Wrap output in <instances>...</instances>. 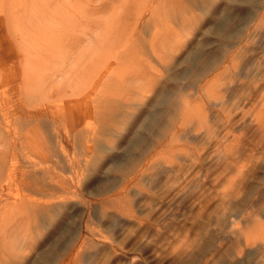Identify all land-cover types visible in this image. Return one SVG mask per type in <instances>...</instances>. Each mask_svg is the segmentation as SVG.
Wrapping results in <instances>:
<instances>
[{"label": "rangeland", "instance_id": "rangeland-1", "mask_svg": "<svg viewBox=\"0 0 264 264\" xmlns=\"http://www.w3.org/2000/svg\"><path fill=\"white\" fill-rule=\"evenodd\" d=\"M51 5L0 0V264H264V0Z\"/></svg>", "mask_w": 264, "mask_h": 264}, {"label": "bare ground", "instance_id": "bare-ground-1", "mask_svg": "<svg viewBox=\"0 0 264 264\" xmlns=\"http://www.w3.org/2000/svg\"><path fill=\"white\" fill-rule=\"evenodd\" d=\"M40 1H45L47 3H51L52 5H56V4H60L62 2H69L70 0H40ZM107 1V0H106ZM112 1V0H111ZM128 2V1H127ZM44 4V3H43ZM70 4V3H69ZM48 5V4H46ZM51 5V6H52ZM50 6V4H49ZM48 6V8H49ZM104 6V5H103ZM127 7V6H126ZM117 8V7H116ZM132 8V7H131ZM134 9V8H133ZM129 10V8H128ZM139 10V9H138ZM117 11V10H116ZM71 12V10H70ZM104 12V11H103ZM97 13V12H96ZM136 13V12H135ZM129 14V13H128ZM114 15V14H113ZM120 15V14H118ZM141 15V14H140ZM104 16V15H103ZM109 16V15H107ZM100 17V16H99ZM106 16H104L103 18H105ZM102 16H101V20L103 19ZM107 18V17H106ZM112 18H115L114 16H112ZM117 18V17H116ZM119 18V17H118ZM117 18V19H118ZM89 20V19H88ZM92 20V19H91ZM106 20V19H104ZM109 20V18H107V21ZM111 20V19H110ZM114 20V19H113ZM116 20V19H115ZM90 21V20H89ZM112 21V20H111ZM117 21V20H116ZM116 21L114 22V24L116 23ZM120 21V20H119ZM118 21V22H119ZM106 22V21H104ZM102 24V23H101ZM111 24V23H110ZM92 26V25H91ZM135 26V25H134ZM98 27V26H97ZM96 27V28H97ZM136 27V26H135ZM101 28V27H100ZM99 29V28H98ZM105 29V28H104ZM103 29V30H104ZM107 29H108V26H107ZM106 29V30H107ZM115 29V28H114ZM137 29V28H136ZM104 30V31H106ZM98 31V30H97ZM99 31L103 32L101 34V32H99L101 35L100 37L97 39V43H92V41L90 40L91 37L89 38V42L87 44V48L85 50H83L82 53H80L79 55L77 56H69V54H66L62 49L58 51L57 47L55 46L56 44H54V49L51 51V55L53 57H57L55 60H54V64H53V68L51 69L49 66H47L49 69L53 70V74H55L57 77H59L60 75H62L61 77H59L57 79V82L58 84H55V83H52V81L50 80V88H56V87H59V86H65V87H68V86H81L83 84H88V82L93 79V76L95 75V63H96V60H100V56H101V51L99 52L98 48L99 47V44H102V39L105 40L107 37L108 39V36H111L110 32L109 34L105 33L104 31H102V29ZM105 33V34H104ZM98 34V33H97ZM103 34H104V37H103ZM99 35V34H98ZM108 35V36H107ZM228 35V34H227ZM98 37V36H97ZM231 37V36H230ZM110 38V37H109ZM229 39V38H228ZM100 41V42H99ZM106 41V40H105ZM105 41L103 43H105ZM107 42H109L107 40ZM81 43L82 42H79V46H81ZM110 43V42H109ZM94 44V45H93ZM105 44H108V43H105ZM97 46V47H96ZM107 47V45L105 46ZM41 48H44V47H41ZM101 48V47H100ZM234 50V49H233ZM103 51V50H102ZM106 54V53H105ZM49 59H47L46 61H48ZM69 60V61H68ZM211 66V65H210ZM209 67V62L208 60H205L203 61L201 64H200V67L195 69V70H192L191 74H190V82H192L194 84V82H196L198 80V78H200V76L202 75V70H206L207 68ZM41 69V68H40ZM39 66L36 67V69L34 70V73H37L39 72ZM212 70V69H211ZM228 76V75H227ZM75 77V78H74ZM48 78V77H47ZM64 78V79H63ZM203 78V77H202ZM41 80V86L45 83V80L44 78L42 79L39 78ZM51 79V78H50ZM104 79H107V76L104 78ZM127 79V78H126ZM63 80H66V82ZM183 99V98H182ZM184 100V99H183ZM72 104V103H71ZM170 114V113H169ZM172 117V116H171ZM171 117H168V120L169 118ZM44 127V126H43ZM159 127V126H158ZM57 140V139H56ZM140 149V148H139ZM222 149V148H221ZM224 151V150H223ZM223 232V231H222ZM225 232V231H224Z\"/></svg>", "mask_w": 264, "mask_h": 264}]
</instances>
